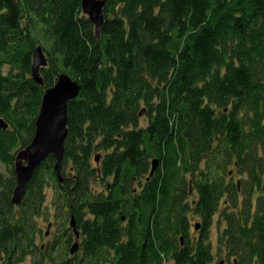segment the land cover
I'll return each mask as SVG.
<instances>
[{
	"label": "trees",
	"instance_id": "trees-1",
	"mask_svg": "<svg viewBox=\"0 0 264 264\" xmlns=\"http://www.w3.org/2000/svg\"><path fill=\"white\" fill-rule=\"evenodd\" d=\"M103 12L97 37L81 0H0V264L39 252L41 216L60 239L37 264H264V0H107ZM62 72L80 85L62 180L49 154L14 205L15 153Z\"/></svg>",
	"mask_w": 264,
	"mask_h": 264
},
{
	"label": "water",
	"instance_id": "water-1",
	"mask_svg": "<svg viewBox=\"0 0 264 264\" xmlns=\"http://www.w3.org/2000/svg\"><path fill=\"white\" fill-rule=\"evenodd\" d=\"M107 0H81V9L94 24L96 36L99 35L100 27L104 21V6ZM47 65L46 53L40 45L32 51L31 77L38 84L43 83L40 69ZM80 85L68 73L62 72L58 75L53 86L46 89L41 99V105L35 120V131L31 141L24 148L19 149L15 154L14 172L16 184L14 186L11 202L14 205L20 204L26 194L27 183L34 170L42 161L52 154L55 157L54 169L56 177L61 181L60 168L63 158L64 141L67 136V101L75 98L79 93ZM143 111L140 112V115ZM7 123L0 118V128L6 129ZM96 161L98 157L95 158ZM158 166V159L151 162V169L147 179L154 174ZM69 226L75 237L70 246L71 254L79 248L80 231L76 227L73 217H70ZM195 224V229L198 228ZM44 264H51L46 262Z\"/></svg>",
	"mask_w": 264,
	"mask_h": 264
},
{
	"label": "rangeland",
	"instance_id": "rangeland-1",
	"mask_svg": "<svg viewBox=\"0 0 264 264\" xmlns=\"http://www.w3.org/2000/svg\"><path fill=\"white\" fill-rule=\"evenodd\" d=\"M140 124L142 126H144L145 124H147V117H146V115L145 116H141V118H140ZM214 160L215 161H218L217 158L214 159ZM0 171H2L3 173H6L7 172V166L5 165V163L3 161H1V159H0ZM233 179H234V172H233ZM51 189L52 188L50 186H48L46 188V192H47V195H46V204L47 205L50 202L51 193H52V190ZM190 190H191L190 193H193V195L195 196V194H196L195 191H193V189H190ZM51 212H52V210H51ZM193 216L190 217L191 222L192 223H195V222L197 223L199 221L198 217H196L197 215H193ZM57 223L58 222H55L53 220V217L52 216L48 217V219L43 218V216L38 217V226L40 227V231L37 233V235L35 237V243H36L35 245L37 246V249H39V252L36 251V252L28 255L26 257V260L23 263H21V264H33V263L34 264H37V263H35V260L38 259V254L41 255V253H42L41 251L48 250V248L53 243H57L58 242V240L60 239V231H59L60 227H59V225ZM64 226L70 227L69 226V221H66ZM190 230H192V226L191 225H190ZM69 233H71V229L69 230ZM215 235H216V228H215V225L213 224L211 226V232H210V237L212 238L213 242L215 241ZM73 239H74V236L72 237V241H73ZM80 240H81V236L79 235L78 241H80ZM40 249H41V251H40ZM219 259L222 260L221 261V264L226 263L223 254H220V256H218L216 254V256H215V262L217 260H219ZM45 262L46 261L44 260V261H42L41 264H44Z\"/></svg>",
	"mask_w": 264,
	"mask_h": 264
},
{
	"label": "bare ground",
	"instance_id": "bare-ground-1",
	"mask_svg": "<svg viewBox=\"0 0 264 264\" xmlns=\"http://www.w3.org/2000/svg\"><path fill=\"white\" fill-rule=\"evenodd\" d=\"M16 154V153H15ZM14 162H15V159H14ZM13 169H14V163H13ZM13 192V191H12ZM12 196V195H11ZM73 242H74V239H73V241L71 242V245L73 244ZM79 248H80V245H79ZM79 248H78V250H79Z\"/></svg>",
	"mask_w": 264,
	"mask_h": 264
},
{
	"label": "flooded vegetation",
	"instance_id": "flooded-vegetation-1",
	"mask_svg": "<svg viewBox=\"0 0 264 264\" xmlns=\"http://www.w3.org/2000/svg\"><path fill=\"white\" fill-rule=\"evenodd\" d=\"M59 182H61V181H59ZM51 187V186H50ZM47 262V261H46Z\"/></svg>",
	"mask_w": 264,
	"mask_h": 264
}]
</instances>
